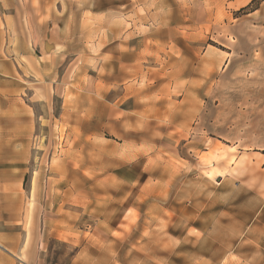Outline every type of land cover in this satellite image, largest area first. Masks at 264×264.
Returning a JSON list of instances; mask_svg holds the SVG:
<instances>
[{
    "label": "rangeland",
    "instance_id": "1",
    "mask_svg": "<svg viewBox=\"0 0 264 264\" xmlns=\"http://www.w3.org/2000/svg\"><path fill=\"white\" fill-rule=\"evenodd\" d=\"M54 1L61 45L45 63L61 89L46 121L29 111L27 131L14 126L0 142L19 198L0 243L29 249L33 264H264V153L253 159L240 141L248 128L230 115L244 80L224 79L214 108L224 60L213 52L227 50L214 42L215 21L192 22L196 0ZM226 5L232 15L220 7L214 19L236 24L264 0ZM247 26L221 39L248 49ZM261 64L238 58L225 71L250 75L246 89L264 80Z\"/></svg>",
    "mask_w": 264,
    "mask_h": 264
},
{
    "label": "crops",
    "instance_id": "2",
    "mask_svg": "<svg viewBox=\"0 0 264 264\" xmlns=\"http://www.w3.org/2000/svg\"><path fill=\"white\" fill-rule=\"evenodd\" d=\"M222 1L196 0L189 5L191 8H188V13L191 14L192 22L197 27L205 28L212 20L215 21L212 26L214 42L227 47L226 52L221 51L220 54L213 52L215 63L219 59L224 60V68L214 84V108L223 109L217 95L223 87H226L223 85L224 79L228 77L244 80V82H237L238 85H242L244 91L234 90L235 101L229 110L231 116H236L232 121L233 125L236 127L244 125L248 128L245 134L246 139L241 138L240 141L249 143L247 149L252 153L254 159L255 155L259 156L264 153V143H262V138H259L258 130V126H261L263 127L261 128L262 133L264 132V80L259 84L255 83L258 80L251 79L253 82L250 81L249 86L247 84L245 89L244 85L251 76L248 74L244 77L238 75L243 70L235 69L226 72L225 69L238 58H241L242 62L257 61L264 67V8L262 11L252 12L249 20L231 24L214 19L220 7L224 8L225 15H232L233 11L228 10L226 5L227 0L226 4H223ZM252 1L228 0V3L236 5L235 11H239ZM62 11L63 7L58 6L57 2H53V0H0V142L15 134L14 126L20 125V128L24 126L27 131L29 123L33 120L28 117L29 111L46 121V111L53 109L54 94H57V90H60L61 87L57 85V81H54L55 76L50 69L51 65L45 62L54 61V56H57V46L61 45L62 24L56 15ZM198 12L201 13L200 20L197 19ZM244 24H248L247 31L251 35L250 48L234 52L226 41L228 39L227 32L238 27L242 28ZM222 33L226 34V40L221 39ZM254 47H257L256 52ZM207 60L212 62L211 58ZM261 70L263 71V69ZM252 71L253 67L247 73H252ZM85 82L87 93L94 94L97 90V78L89 77ZM243 93H246V102L240 101ZM259 93L262 96L261 100H259ZM238 99L240 100L238 101ZM228 143L231 144V142ZM259 143L262 144L259 145ZM234 145L235 147L239 146V144L232 143L231 148ZM245 154L248 156L247 153ZM238 162L231 169L237 175L242 176L248 168L245 162ZM13 182L11 171L0 169V227L2 226L4 232L7 228L11 231L13 207L17 206L18 211L19 198L13 200L12 196L13 189L18 187L14 186L15 182ZM16 212L15 214L18 216V212ZM0 248L2 249L0 261L7 258L8 264H33V259L28 257L29 249L23 247V249H17L16 252L1 243ZM23 255H25L24 258ZM4 256L13 257L15 262Z\"/></svg>",
    "mask_w": 264,
    "mask_h": 264
},
{
    "label": "bare ground",
    "instance_id": "3",
    "mask_svg": "<svg viewBox=\"0 0 264 264\" xmlns=\"http://www.w3.org/2000/svg\"><path fill=\"white\" fill-rule=\"evenodd\" d=\"M217 184V183H216Z\"/></svg>",
    "mask_w": 264,
    "mask_h": 264
}]
</instances>
